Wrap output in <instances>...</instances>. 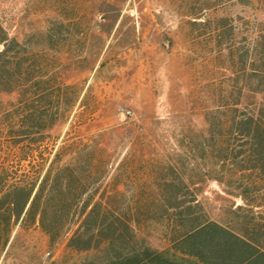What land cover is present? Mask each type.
<instances>
[{"label":"rangeland","instance_id":"1","mask_svg":"<svg viewBox=\"0 0 264 264\" xmlns=\"http://www.w3.org/2000/svg\"><path fill=\"white\" fill-rule=\"evenodd\" d=\"M0 16L9 35L33 50L64 31V77L83 90L51 132L98 136L107 162L99 192L110 186L119 211L161 216L164 193L152 181L179 173L196 182L191 190L209 218L237 226L251 216L212 177L219 164L208 135L217 122L224 132L227 93L244 83V68L264 71V0H0ZM247 96L240 106L264 104L261 93ZM0 99L14 95L0 92ZM167 232L161 218L138 230L159 248ZM93 255L31 228L0 264H84Z\"/></svg>","mask_w":264,"mask_h":264},{"label":"trees","instance_id":"2","mask_svg":"<svg viewBox=\"0 0 264 264\" xmlns=\"http://www.w3.org/2000/svg\"><path fill=\"white\" fill-rule=\"evenodd\" d=\"M65 38L59 29L33 50L9 35L0 16V92L14 95L0 99V257L22 231L38 228L50 242L66 239L70 249L93 253L84 264H264V104L240 106L248 92L264 95V71L244 68V83L227 93L224 132L217 122L208 135L219 164L212 177L251 216L237 226L209 218L191 190L196 182L178 172L152 181L164 193L161 216L129 213L119 211L110 186L99 192L107 162L98 136L51 132L83 90L64 77ZM160 218L168 225L162 248L138 233L143 221Z\"/></svg>","mask_w":264,"mask_h":264}]
</instances>
